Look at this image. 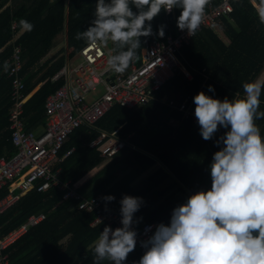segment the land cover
<instances>
[{
	"label": "trees",
	"instance_id": "trees-1",
	"mask_svg": "<svg viewBox=\"0 0 264 264\" xmlns=\"http://www.w3.org/2000/svg\"><path fill=\"white\" fill-rule=\"evenodd\" d=\"M3 3L0 0V48L6 45L0 54V157L6 151L15 152L9 128L12 80L9 69L4 70V62L13 50L12 42L7 44L13 36V20L17 22V30L21 18L34 25L31 32L23 31L17 42L23 47L24 91L28 94L40 84L25 102L23 114L26 129L36 130L45 125L47 96L63 84L62 79L54 81L52 76L65 59L60 57L51 64L48 60L38 64L56 45L66 24L71 56L81 49L86 42L77 40L76 34L90 26L97 0H15L13 6L2 8ZM233 6L230 19L223 20L229 42L214 28L204 27L189 43L182 45L179 55L192 73L191 78L178 70L155 91L156 98L138 108L114 105L97 122L98 128L117 130V136L127 141L113 156L104 158L100 155V144L91 145L99 131L87 126L73 131L60 151L63 156L73 148L59 164L61 180L76 184L87 197L99 196L107 211L120 212L124 195L142 197L143 203L133 217L140 226L150 221L169 224L174 207L185 203L191 194L211 188L209 165L214 152L222 146L216 140L226 129L220 127L212 139L204 140L199 125L184 117L183 111L170 101L174 100L177 105L185 99L193 102L200 91L231 100L235 95L243 96L244 82L258 78L264 71V24L259 22L250 0H234ZM179 14L178 8L172 13L162 10L151 21L153 34L140 38L141 48L137 49L135 61H141V49L148 41L165 39L169 33L177 32ZM161 25L163 37L158 34ZM114 48L120 51L118 46ZM209 85L214 92H209ZM260 100L259 110L264 111V90ZM256 124L264 135V119L257 120ZM96 167L99 170L80 184ZM6 192L4 188L0 197ZM64 194L65 190L57 186L46 191L33 190L0 214V229L8 233L31 214L49 212L8 246L10 264H93V242L105 226H112L106 222L92 225L95 213L78 209L76 200H64ZM109 195L115 199H102ZM143 253L135 248L126 264L138 261Z\"/></svg>",
	"mask_w": 264,
	"mask_h": 264
},
{
	"label": "clouds",
	"instance_id": "clouds-1",
	"mask_svg": "<svg viewBox=\"0 0 264 264\" xmlns=\"http://www.w3.org/2000/svg\"><path fill=\"white\" fill-rule=\"evenodd\" d=\"M259 22L264 24V0H250ZM210 0H97L90 26L76 34L90 46L119 47L107 68L123 74L134 61L141 37L153 34L151 21L162 10L180 9L176 24L194 36L205 19ZM136 9L134 11L133 9ZM21 31L34 25L18 21ZM164 35V26L158 30ZM9 64L4 62L7 72ZM243 96L223 100L204 91L193 97L194 114L204 140L220 127L225 133L216 140L222 145L209 165L211 188L191 194L173 208L170 223H160L147 240L141 241L143 255L133 264H264V135L256 124L264 119L260 97L264 77L244 82ZM214 92L213 86H208ZM112 201L114 196L102 197ZM142 197L124 195L120 201L122 227L105 226L93 242V264H126L137 243L132 227ZM107 210V209H106ZM142 219V218H140ZM150 228V226H149ZM145 231H148L146 228Z\"/></svg>",
	"mask_w": 264,
	"mask_h": 264
},
{
	"label": "built area",
	"instance_id": "built-area-1",
	"mask_svg": "<svg viewBox=\"0 0 264 264\" xmlns=\"http://www.w3.org/2000/svg\"><path fill=\"white\" fill-rule=\"evenodd\" d=\"M3 1L2 8H5L13 6L15 0ZM233 1L210 0L206 7L205 19L199 29L215 28L223 23L224 17L230 19L234 10ZM12 30L13 50L7 62L8 74L12 80L9 120L11 138L16 151L12 155L0 157V192L7 188L5 195L0 197V214L30 191H46L52 186H57L65 190L64 200H76L78 209L95 213L92 225L106 222L113 230L122 227L120 212L105 210L99 196L87 197L76 184L61 180L62 167L59 164L73 148L63 156L60 155V151L73 131L80 126L99 131L91 145L100 144V155L104 158L113 156L125 146L127 141L117 136V130L109 132L98 128L97 122L114 105L138 108L156 98L155 91L178 70L191 78L192 73L181 60L179 52L182 45L189 43L193 37L187 34V30L177 29L175 34L169 33L165 39L148 41L141 49V61L138 63L134 60L123 74H117L107 68L109 56L114 54L113 51L116 52L113 44L110 47L103 44L93 47L85 43L53 74L52 80L62 79L63 84L47 96L45 127L43 131L36 132L26 129L23 115L28 94L24 91L26 84L21 74L23 47L17 42L18 30L15 20L12 22ZM78 55L82 60L74 63L72 59ZM99 85L104 86V91L95 98L88 97V94L96 91ZM170 104L183 111L184 117L191 118L198 124L192 101L185 99L177 105L171 100ZM48 213V211L33 213L23 224L8 233H3L0 229V264H10V256L6 251L8 246L31 226L45 219ZM160 223L162 222L150 221L141 226L134 223L132 227L137 231L135 248L144 252L141 241L147 240ZM146 228L148 231H145Z\"/></svg>",
	"mask_w": 264,
	"mask_h": 264
},
{
	"label": "crops",
	"instance_id": "crops-1",
	"mask_svg": "<svg viewBox=\"0 0 264 264\" xmlns=\"http://www.w3.org/2000/svg\"><path fill=\"white\" fill-rule=\"evenodd\" d=\"M57 1V0H52ZM68 1V0H67ZM68 12V11H67ZM221 27V25L216 26L214 29L217 31L218 28ZM221 29H223V27H221ZM68 27L67 24L65 26L64 31L62 32V34L59 37L58 42L56 43V45L48 51V53L46 55H44V57L40 60V63L38 65H41L42 63H44L45 61H49V64H51L53 61L59 59L60 57H64L65 61L66 59L71 56V51H72V46H69L68 44ZM23 31H21V29L18 30V37L22 34ZM218 32V31H217ZM219 33V32H218ZM219 35L221 36V38L223 40L224 39V35L228 38V40L230 41V38L226 35V33L224 32L223 29V35L219 33ZM14 37V34L12 36V38L9 40V42H7V44L12 42V39ZM226 41V40H225ZM6 46V45H5ZM5 46L0 48V54L3 53V50L5 48ZM1 74V73H0ZM259 77H264V71L261 73V75ZM40 84H38L30 93H28V98L39 88ZM2 93V92H1ZM1 98V97H0ZM46 122V121H45ZM45 125H42L41 127L37 128L36 132H41L43 131ZM10 128V127H9ZM14 145V144H13ZM14 150L16 151V148L14 146ZM15 153V152H14ZM12 153V154H14ZM10 154L8 151H6V153H4L2 156H8V155H12ZM99 170V167H96L95 169H93L88 175H86L79 183H83L84 181H86L89 177H91L95 172H97Z\"/></svg>",
	"mask_w": 264,
	"mask_h": 264
},
{
	"label": "rangeland",
	"instance_id": "rangeland-1",
	"mask_svg": "<svg viewBox=\"0 0 264 264\" xmlns=\"http://www.w3.org/2000/svg\"><path fill=\"white\" fill-rule=\"evenodd\" d=\"M220 25H221V27H224L223 23H220ZM221 27H219L217 31H218L220 34L223 35V29H221ZM224 39L226 40V42H229L228 38H227L225 35H224ZM106 45L110 47V46L112 45V42L109 41ZM81 60H82V57H81L80 55L75 56V57H73V59H72V61H73L74 63H78V62H80ZM103 91H104V86H103V85H99V87L97 88L96 91H92L90 94H88V97H90V98L94 97V98H95V97H97L98 95H100Z\"/></svg>",
	"mask_w": 264,
	"mask_h": 264
}]
</instances>
